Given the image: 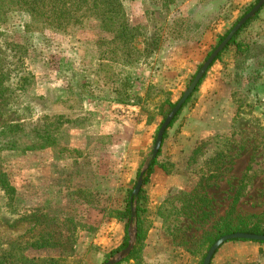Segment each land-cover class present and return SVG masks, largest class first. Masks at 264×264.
I'll use <instances>...</instances> for the list:
<instances>
[{
    "label": "rangeland",
    "instance_id": "obj_1",
    "mask_svg": "<svg viewBox=\"0 0 264 264\" xmlns=\"http://www.w3.org/2000/svg\"><path fill=\"white\" fill-rule=\"evenodd\" d=\"M116 2L115 21L92 17L67 30L38 28L27 12L17 11L0 29V168L12 188L0 186V256L24 249L28 258L75 257L85 229L79 222L82 212L67 211L46 176L39 175L37 184L33 179L26 193L20 191L21 158L49 148L63 157L72 127L92 121L100 107L122 105L117 102L122 99L131 104L128 117L154 127L148 158L167 102L181 97L218 36L254 0ZM176 32L189 40H175ZM247 33L250 56L232 73L240 78L234 82L232 75L236 111L231 124L226 132L199 141L189 161L193 151L188 147L176 162V173L195 182L190 192L170 198L172 208L167 205L166 238L174 249L164 254L178 264H196L224 219L234 228L264 229V9ZM226 64L234 66V60ZM248 75L258 77L255 84L246 82ZM149 86L162 88L164 95L132 105L134 95L143 98ZM194 96L181 118H187ZM177 125L178 119L171 136ZM61 171L55 168L54 176L67 178ZM34 241L63 247L34 249ZM12 261L7 264H17Z\"/></svg>",
    "mask_w": 264,
    "mask_h": 264
},
{
    "label": "crops",
    "instance_id": "obj_2",
    "mask_svg": "<svg viewBox=\"0 0 264 264\" xmlns=\"http://www.w3.org/2000/svg\"><path fill=\"white\" fill-rule=\"evenodd\" d=\"M236 57L230 48L213 63L194 94L187 118L179 115L176 132L173 136L168 134L163 153L175 169L186 148L192 152L199 141L226 132L231 124L236 111L232 100L233 64L226 63H232ZM126 107H100L93 114L92 121L72 127L64 144L63 157L55 156L49 148L21 158L24 170L20 191L26 193L28 184L33 179L39 183L40 176L44 175L58 191V202L66 201L67 211L82 212L79 222L85 229L78 237L74 256L84 259V264H104L105 256L122 244L124 222L110 213L123 209L127 191L136 182L137 172L145 165L146 150L154 134L151 124L145 121L137 123L133 116L128 117L127 113H132V110H126ZM136 107L134 112L138 111ZM55 168L62 169L61 174L68 175L67 178L55 177ZM176 172L167 174L159 167L154 168L149 182L143 187L147 195L146 213L143 215L146 235L140 260L130 259L118 264H178L173 257L164 254L174 247L166 238L159 212L168 199L180 192L193 190L195 182ZM64 178L66 182L62 183ZM65 195V199L61 198ZM132 228L135 233L134 224ZM260 253L264 256V245L252 241H230L215 252L210 264H256Z\"/></svg>",
    "mask_w": 264,
    "mask_h": 264
},
{
    "label": "trees",
    "instance_id": "obj_3",
    "mask_svg": "<svg viewBox=\"0 0 264 264\" xmlns=\"http://www.w3.org/2000/svg\"><path fill=\"white\" fill-rule=\"evenodd\" d=\"M257 2L258 0H254L253 3L249 4L248 6L244 8L240 16L231 23L230 27L227 30H225V32L222 35L218 36L216 44L213 46V48L209 52H207L204 59H206L210 55V53L214 50V48L224 39V37L227 35L229 30L235 25V23L242 16H244ZM104 4L109 6V10L108 9L105 10V8H103ZM263 9H264V5L255 14V16L249 21H247L242 26V28L234 35V37L230 40V42L223 49V51L216 57L213 63L220 60L221 56L226 51H228L230 48H233V50L235 51V54L237 55V57L234 60L233 70H237L241 68L243 63L250 56V44L248 42L247 35H246L247 30L251 27L253 22H255L260 11ZM17 11H25L30 15V19H31L30 24H32V27L36 26L39 28L41 26V27H46V28H51V29L67 30L69 28H75V27L81 26L84 21L92 17L101 19L103 22L110 21L111 19L112 21H115L116 17L120 13V6L116 2V0H110V1H105V2L102 0H0V29L6 21V16L9 13L17 12ZM218 15L219 14H215L216 18L218 17ZM177 23H178L177 21H174V25H177ZM29 26L31 27V25ZM175 40H178V41L186 40L187 41L189 39L188 37H181L179 33L176 32ZM213 63L211 64V66L213 65ZM200 66L201 65L197 67L189 83L193 79L196 72L199 70ZM262 67H264V63L262 64ZM249 75L246 76V82L255 84L258 77L257 76L253 77ZM233 76H234L233 77L234 82H236L240 78V76H238L237 73H234ZM202 79L200 80V82L196 86L191 96L186 100V102L183 104L179 112L176 114V116L174 117V119L171 121L168 128L166 129L163 135V138H162L161 147L156 157L149 161L147 168L144 172L143 184H142V187L138 195L131 199V192L135 185L134 183L131 189L127 191L126 198L123 202L124 204L123 209L115 213H110L111 216L116 217L117 219L124 222L125 234H124L123 242L120 245V247L112 251L107 256H105L103 263H105L109 257L113 256L114 254L118 253L119 251H121L122 249L126 247L128 243L127 230L129 227L132 210H134L133 224L135 226V244H134L133 250L131 251L129 256L125 260H123V262H127L130 259H134L137 261L140 260L141 250H142L143 242H144L145 235H146V226L143 222V215L146 213L145 203L147 200V195L143 187L149 182V177L152 174L155 167L161 168L167 174H171L177 171V168L175 169L174 164L164 157L163 145H164L165 140L168 137L170 129L173 127L174 123L177 121L183 109L188 105V103L193 98ZM249 90L250 89H248V91ZM159 94L164 95L162 88H154L153 86H149L143 98H141L140 96L134 95V102L132 103V105L138 106L141 103H144L145 101L154 99ZM117 102L122 105H126V106L131 105L129 104V102H125L124 99L118 100ZM175 103L176 102H171V101L167 102V107H168L167 111L165 112V114L163 115L161 119V122L157 126V129L155 131V136H156V133L161 123L163 122V120L165 119L169 111L173 108ZM155 136H154V139H155ZM198 149H199V146H197L193 150V152L188 157V161L194 156L195 151H197ZM139 173L140 172L138 171L136 175V179ZM0 186L3 187V189H6L8 191L12 190V188L9 186L8 178L1 168H0ZM182 195H188V194L183 193ZM169 200L170 199H168L164 203L162 210L159 212V217L162 219L163 230L166 236L167 234H169L168 229H169V217H170V215L168 214L169 210L167 208L168 207L167 205H170V207L172 208V202H169ZM237 232L264 235V229H260L256 226H251V227L242 226V227L234 228L232 224L229 222V220L224 219L222 228L217 230L215 234L209 238L205 253L197 260L196 264H202V261L206 255L207 250L218 238H220L223 235L237 233ZM232 241L244 242L246 240H232ZM254 243L264 245V242H254ZM43 247L53 249V248H58V247H63V246H59L53 242H47V241H40V242L34 241L31 244V248H34V249H41ZM21 251L24 252L25 250L23 249ZM23 252L22 254H18L15 256H12L10 254L0 256V264H7L8 262L12 260H15L17 264H67L68 260H70L69 262L70 264H79V261L76 260L77 258L73 257V255H68L65 258L63 257L39 258L35 256L28 258L26 254H24ZM261 260L262 261L264 260V256L260 253L259 260L256 264H264V262H262ZM15 261H12V263H15Z\"/></svg>",
    "mask_w": 264,
    "mask_h": 264
},
{
    "label": "water",
    "instance_id": "obj_4",
    "mask_svg": "<svg viewBox=\"0 0 264 264\" xmlns=\"http://www.w3.org/2000/svg\"><path fill=\"white\" fill-rule=\"evenodd\" d=\"M264 0H258V2L244 15L242 16L235 25L229 30L227 35L224 37V39L214 48V50L210 53V55L205 59V61L201 64L199 70L194 75L193 79L185 89V91L182 93L181 97L176 101L173 108L169 111V113L166 115L165 119L161 123L157 134L155 136L154 144L151 150L150 155L148 156L144 167L141 169L138 178L136 180V183L134 185V188L131 192V199L136 197L142 187L143 184V176L144 172L147 168V165L150 160L154 159L161 147L162 138L163 135L168 128L171 121L174 119L176 114L179 112L183 104L186 102V100L191 96L193 91L195 90L196 86L200 82V80L203 78L206 71L209 69L211 64L214 62L216 57L223 51V49L227 46V44L230 42V40L234 37V35L242 28V26L252 19L255 14L263 7ZM133 218H134V210H132L129 227L127 230L128 234V243L124 249L119 251L114 256L110 257L106 260L104 264H118L122 262L125 258L128 257L130 254L134 242H135V233H133ZM232 240H246V241H252V242H264V235H257V234H249V233H232L223 235L220 238H218L207 250L206 255L202 261V264H210L211 259L215 252L225 243L230 242Z\"/></svg>",
    "mask_w": 264,
    "mask_h": 264
}]
</instances>
